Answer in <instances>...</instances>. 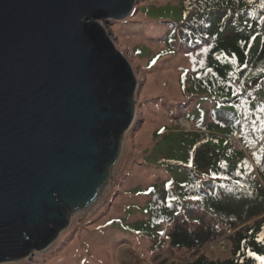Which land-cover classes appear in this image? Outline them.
<instances>
[{
	"label": "water",
	"instance_id": "95a60500",
	"mask_svg": "<svg viewBox=\"0 0 264 264\" xmlns=\"http://www.w3.org/2000/svg\"><path fill=\"white\" fill-rule=\"evenodd\" d=\"M134 4L0 0V264L47 248L104 193L137 79L93 20Z\"/></svg>",
	"mask_w": 264,
	"mask_h": 264
},
{
	"label": "trees",
	"instance_id": "16d2710c",
	"mask_svg": "<svg viewBox=\"0 0 264 264\" xmlns=\"http://www.w3.org/2000/svg\"><path fill=\"white\" fill-rule=\"evenodd\" d=\"M181 8L178 18L157 17L169 21L161 39L166 48L149 64L175 55L178 48L187 53L209 49L203 63L196 61L193 70L186 69L180 77L181 89L197 97L194 108L181 113L194 122L196 131H182L188 158L177 163V179L163 183L162 190L152 185L149 193H137L160 195L158 203L151 200L145 206L148 229L140 232L165 235L163 224L175 222L168 234L171 244L197 250L225 229L235 230L228 258L201 255L181 264H261L256 256L264 257V0H183ZM236 134L244 150L236 146ZM244 161L248 168L242 166ZM213 173L229 179L214 178ZM252 219L253 224L245 225ZM193 226L197 228H189Z\"/></svg>",
	"mask_w": 264,
	"mask_h": 264
},
{
	"label": "rangeland",
	"instance_id": "374dc122",
	"mask_svg": "<svg viewBox=\"0 0 264 264\" xmlns=\"http://www.w3.org/2000/svg\"><path fill=\"white\" fill-rule=\"evenodd\" d=\"M182 3L183 0H135L132 12L124 19L93 20L102 26L115 48L127 59L137 79L134 121L124 133L119 159L98 201L72 215L67 228L44 250L2 264H129L122 258L126 248L145 264H181L201 255L214 260L231 256L230 236L235 230L225 229L217 239L197 250L171 244L168 234L175 222L163 224L165 235L140 232L148 229L145 206L151 200L158 203L160 195L137 193L143 190L149 193L151 189L147 188L152 185L162 190L163 183L177 179L180 175L177 163L188 158L182 131H196L194 122L187 121L181 113L192 110L197 97H188L181 89L180 77L186 69L193 70L205 52L187 53L178 48L175 55H166L156 64H149L153 56L166 48L161 39L164 30L169 29V21L157 17H180ZM234 138L236 146L244 150L239 135ZM245 152L250 156V151ZM254 220L245 225L253 224ZM120 224L122 228L130 227L131 231L122 229ZM217 244L225 246L221 254L213 253V246Z\"/></svg>",
	"mask_w": 264,
	"mask_h": 264
},
{
	"label": "bare ground",
	"instance_id": "6f19581e",
	"mask_svg": "<svg viewBox=\"0 0 264 264\" xmlns=\"http://www.w3.org/2000/svg\"><path fill=\"white\" fill-rule=\"evenodd\" d=\"M121 147L122 146H120V150H121ZM109 181H110V173H109V177H108V179H107V181H106V184H105V190H106V187H107V185H108V183H109ZM101 197V195L93 202V204H91L90 205V207L92 206V205H94L97 201H98V199ZM89 207V206H88ZM87 207V208H88ZM86 208V209H87ZM83 210H85V209H83ZM82 209L81 210H76V211H74V212H72V213H70V219H71V217H72V215H76V214H78V213H80L81 211H83ZM227 245V244H226ZM213 248H214V254H221L222 252H224V249H225V246L224 245H220V244H217V245H214L213 246ZM123 254V255H122ZM122 258L123 259H125L129 264H145V263H143V262H141L140 261V259H138L135 255H133L129 250H128V248H126L123 252H122ZM132 255V256H131ZM133 257L135 258L134 260H133Z\"/></svg>",
	"mask_w": 264,
	"mask_h": 264
},
{
	"label": "snow or ice",
	"instance_id": "6c2138e0",
	"mask_svg": "<svg viewBox=\"0 0 264 264\" xmlns=\"http://www.w3.org/2000/svg\"><path fill=\"white\" fill-rule=\"evenodd\" d=\"M249 2H251V0H249ZM253 39H255V38H253ZM242 46H243V45H242ZM249 47H251V45H249ZM208 51H209V49H207V48L204 49V52H205V53H207ZM245 55L247 56V53H245ZM231 62H232V64H233L234 66L237 64V61H236L234 55H233V57L231 58ZM201 63H203V62H201ZM242 67H243V68H247L248 65H247V64H244ZM237 70L239 71L240 69L237 68ZM207 71H208V72H211L212 69H211V68H208ZM230 76H231L232 78H235V73H230ZM233 93H234V94H238V90H237L236 88H233ZM241 103L244 104V105H246V104H247V101H241ZM260 111H261V112H264V106H261V107H260ZM242 166H243L244 168H248V167H249V165L247 164V161H244ZM189 167H191V165H189ZM240 174H241V173H239V172L236 173V175H240ZM213 177H214V178H219V179H229V177H227V176L217 177V175H216L215 173H213ZM237 183H239V181H237ZM169 186H170V185H169ZM193 199H199V197H193ZM250 255H254V254H253V253H250ZM256 259L259 260V261H261V264H264V257H262V256H256Z\"/></svg>",
	"mask_w": 264,
	"mask_h": 264
}]
</instances>
